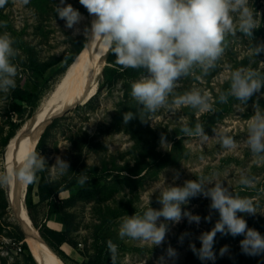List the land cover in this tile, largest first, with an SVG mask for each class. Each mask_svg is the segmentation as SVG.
I'll return each mask as SVG.
<instances>
[{"label":"rangeland","instance_id":"rangeland-1","mask_svg":"<svg viewBox=\"0 0 264 264\" xmlns=\"http://www.w3.org/2000/svg\"><path fill=\"white\" fill-rule=\"evenodd\" d=\"M250 3L260 14V17L257 15L258 28L253 31L252 40L238 33L241 38L230 39L215 70L202 81L192 77L183 78L176 89L177 93L198 87L210 92L215 101L217 89L229 88L230 73L236 68L249 67L264 72V53L254 58L250 52L251 44L264 42V0H250ZM56 4H59V0H30L27 5L20 3V0H8L0 8V21L7 23L6 28H0V33L8 31L17 49V56L13 60L18 69L15 88L21 87L38 95L33 104L25 105L23 113L16 116L9 112L12 90L8 94L0 93V172H3L1 157L10 142V131L36 115L42 102L78 57L74 55L76 39L85 37L84 30L90 28L93 20L79 0H65V4H71L83 17L78 25L69 29L65 21L56 16ZM52 57L65 59L42 77L32 69H25L28 61L46 62ZM106 63L98 91L91 101L57 116L58 121L45 146L37 149L40 140L36 146V151L45 157L49 167L55 163L56 156H60L69 162L70 171L65 176H57L50 169L45 171L50 180L69 186V189L60 193L53 213L44 203L36 206L34 215L40 225L47 224L51 228L64 230V214H72L74 227L71 236L77 246H62V258L38 232L41 239L62 264H87L93 261L98 251H102L103 264H112L107 249L109 239L118 246L115 264H156L159 257L166 255L169 245L176 249L178 255L174 261L168 260L167 264H264V254L249 256L242 253L240 241L243 236L217 233L213 247L215 261H201L191 251L190 242L199 248V235L211 230L219 219L217 212L212 213L211 221L203 219L209 214L210 200L202 195L191 198L183 206L184 210L201 216L200 224H189L186 218L179 224H170V231L161 246L152 247L150 243L130 238L121 240L118 236L123 216L142 214L149 200L151 207H161L157 202L160 190L166 184L173 183L175 172L180 174L175 182L177 185L203 175L224 182L234 194L253 199L258 213L238 215H243L249 228L264 236V159L254 156L243 143L247 136V122L254 114V102L258 99L264 108V88L261 89L262 94L257 93L247 104L229 97L228 103H215L214 112L203 114L188 107H180L175 114L163 108L146 117L151 122L141 123L139 119H134L125 125L123 113L136 111L139 107L131 97V83L146 73L113 84L109 75L115 65L108 58ZM116 66L119 65L116 63ZM196 122L205 126L209 137L215 135L212 129L231 135L238 142V147L227 150L215 138L202 144L197 138L184 137L181 126L185 123L194 126ZM161 133L166 135L171 147H160ZM82 171L90 178L83 187L76 183V177ZM242 173L255 178L252 187L240 185ZM83 189L95 191V196L62 208L64 200ZM34 193V200L38 202L37 188ZM30 224L37 231L31 218ZM16 227L23 229L10 208L7 187H0V264H33L27 259L25 249L19 250L22 243L13 238ZM185 232L190 235L185 236L181 243L179 238ZM79 244H83V250ZM225 245L229 251L221 256L220 249Z\"/></svg>","mask_w":264,"mask_h":264},{"label":"clouds","instance_id":"clouds-1","mask_svg":"<svg viewBox=\"0 0 264 264\" xmlns=\"http://www.w3.org/2000/svg\"><path fill=\"white\" fill-rule=\"evenodd\" d=\"M29 2L20 0L24 5ZM7 3L8 0H0V8ZM79 3L94 17L90 28L84 30L86 40L89 43L101 42L115 55L116 63L122 69H143L146 73L131 83L130 94L139 107L136 111L123 113L125 125L134 119H139L141 123L151 122L146 117L163 108L175 114L180 107H188L203 114L214 112L215 103H228L229 97L247 104L264 88V72L239 67L230 73L229 88L217 89L215 101L210 92L198 87L182 94L176 92L183 78L192 77L202 81L215 70L230 39L241 38L238 33L252 40L253 31L258 28L257 15L260 17V14L252 7L250 0H79ZM55 13L69 29L83 19L71 4H65V0H59ZM6 27L7 23L0 21V28ZM14 43L8 31L0 33V93L4 94L16 87L18 69L13 64L17 56ZM250 52L254 58L264 53V42L251 44ZM253 108L254 114L247 122V136L243 143L254 156L264 159V108L258 99ZM212 130L215 135L209 137L200 122L194 126L185 123L180 128L184 137L197 138L202 144L215 138L224 149L235 150L238 147V142L231 135ZM177 139L180 137L177 136ZM159 143L163 149L172 146L164 133H161ZM49 169L57 176H65L70 171V164L56 156L55 163L49 167L40 152L26 150L19 156L17 166L0 172V187L36 183L37 173ZM179 176V172H175L173 183L166 184L160 190L157 198L160 208L151 207L149 200L142 214L134 213L121 218L118 229L121 240L130 238L157 247L165 242L170 224H179L186 218L189 224L199 225L201 216L184 210L183 206L191 198L202 195L210 200L209 214L203 219L211 221L213 212L219 214V219L211 230L199 235V248L195 243L189 244L191 251L201 261H215L213 247L217 233L243 236L240 248L245 255L264 254V236L249 228L243 215H238L258 213L253 199L234 194L224 182L203 175L177 185L175 182ZM89 179L82 171L77 175L76 183L83 187ZM239 183L245 188L252 187L255 178L242 173ZM188 235L187 232L181 234L180 242ZM107 249L112 264H115L118 246L109 239ZM228 251L225 245L220 249V255L224 256ZM177 255L176 249L169 245L166 255L159 257L156 264H167L168 260L174 261Z\"/></svg>","mask_w":264,"mask_h":264},{"label":"bare ground","instance_id":"bare-ground-1","mask_svg":"<svg viewBox=\"0 0 264 264\" xmlns=\"http://www.w3.org/2000/svg\"><path fill=\"white\" fill-rule=\"evenodd\" d=\"M94 19L93 16H91ZM110 50L101 42L87 43L84 50L63 74L48 97L42 102L36 115L22 125L10 140L1 157L3 172L18 165V158L26 150L35 149L46 125L57 116L77 105H86L96 95L99 80ZM28 185L7 186V198L15 219L23 226L26 242L40 257L43 264H62L56 254L45 244L30 224L25 204ZM40 234V232H39ZM41 235V234H40Z\"/></svg>","mask_w":264,"mask_h":264},{"label":"trees","instance_id":"trees-1","mask_svg":"<svg viewBox=\"0 0 264 264\" xmlns=\"http://www.w3.org/2000/svg\"><path fill=\"white\" fill-rule=\"evenodd\" d=\"M77 46L74 50L75 57L78 56L85 46L87 45L88 41L86 40V37H79L76 39ZM65 58L61 57H52L50 60L46 62H38L37 60L28 61L27 66H25L26 70H33V72L38 76H43L49 69L52 67L58 65L60 62H62ZM75 59V58H74ZM108 61L115 65V67L110 71L109 80L116 84L119 80L124 79H133L138 77L139 75L144 73L143 69H122L121 66H116V57L115 55L110 51L108 56ZM12 97V103L9 108V112L11 115L20 116L25 108V105L29 106L33 104L37 99L38 95L34 91H29L21 87H17L12 90L11 92ZM58 118L54 119L53 122L46 128L44 133L42 134L38 148L41 150L50 135V132L54 125L57 123ZM22 127L20 126H14L9 134V140L10 141L14 135H16L17 131ZM38 181L36 183L28 185L27 193H26V200L25 204L28 210V214L34 224V226L39 230L41 236L43 239L48 243V245L57 252L62 258L63 254L61 252L62 246L69 245L71 247H76L77 243L73 240L71 233L73 231L74 227V216L72 214H64V224L65 229L64 230H57L54 228L49 227L47 224L40 225L34 215V209L36 206L40 204L46 203L51 211L53 213L55 207H56V200L59 197L60 193L68 190L69 186L62 185L59 182L50 180L45 171L37 173ZM35 188H37L36 196L38 198V202H35L34 200V191ZM95 196V191L83 189L78 191L75 195H73L71 198L66 199L63 201L64 206L63 207H71L74 206L78 201L81 200H89L92 199ZM13 238L19 242L22 243V249H25V251L28 253L27 259L31 261L33 264H36L31 252L29 250V247L25 241V236L21 230L20 227H16V235L13 236ZM102 251H98L97 255H95L93 261H88L87 264H103L102 259Z\"/></svg>","mask_w":264,"mask_h":264},{"label":"water","instance_id":"water-1","mask_svg":"<svg viewBox=\"0 0 264 264\" xmlns=\"http://www.w3.org/2000/svg\"><path fill=\"white\" fill-rule=\"evenodd\" d=\"M86 47V46H85ZM84 50V49H83ZM52 123V121H50V123H48L47 125H46V127H45V129H44V131L46 130V128L50 125ZM44 131L42 132V134L44 133ZM41 134V135H42ZM41 137V136H40ZM40 139V138H39ZM32 221V220H31ZM22 230V232H23V234H24V236H25V232L23 231V229H21ZM38 230V229H37ZM39 231V230H38ZM28 245V247H29V250H30V252H31V255H32V257H33V259H34V261H35V263L36 264H43V261H42V259L40 258V257H38V256H36L35 255V252H34V250L31 248V246L29 245V244H27Z\"/></svg>","mask_w":264,"mask_h":264},{"label":"built area","instance_id":"built-area-1","mask_svg":"<svg viewBox=\"0 0 264 264\" xmlns=\"http://www.w3.org/2000/svg\"><path fill=\"white\" fill-rule=\"evenodd\" d=\"M79 247H80L81 250H83V247L84 246H83V244H79ZM19 250L21 251L22 250V247H20Z\"/></svg>","mask_w":264,"mask_h":264}]
</instances>
